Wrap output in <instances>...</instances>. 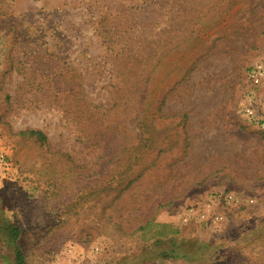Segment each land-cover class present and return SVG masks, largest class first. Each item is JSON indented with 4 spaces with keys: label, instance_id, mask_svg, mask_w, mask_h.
Instances as JSON below:
<instances>
[{
    "label": "rangeland",
    "instance_id": "obj_1",
    "mask_svg": "<svg viewBox=\"0 0 264 264\" xmlns=\"http://www.w3.org/2000/svg\"><path fill=\"white\" fill-rule=\"evenodd\" d=\"M262 61L264 0H0V217L27 264H264ZM229 191L218 226L181 221Z\"/></svg>",
    "mask_w": 264,
    "mask_h": 264
},
{
    "label": "built area",
    "instance_id": "obj_2",
    "mask_svg": "<svg viewBox=\"0 0 264 264\" xmlns=\"http://www.w3.org/2000/svg\"><path fill=\"white\" fill-rule=\"evenodd\" d=\"M248 75L254 85L264 84V61L255 64ZM244 113L251 118H254L256 114L252 106H246ZM262 125L264 127V123ZM9 153V148L0 144V185L3 181L10 179L14 171ZM243 204V198L231 191L212 194L205 202L186 207L181 214V221L185 224L200 223L218 226L227 219L228 213L238 210Z\"/></svg>",
    "mask_w": 264,
    "mask_h": 264
},
{
    "label": "trees",
    "instance_id": "obj_3",
    "mask_svg": "<svg viewBox=\"0 0 264 264\" xmlns=\"http://www.w3.org/2000/svg\"><path fill=\"white\" fill-rule=\"evenodd\" d=\"M140 116V115H139ZM141 125V124H140ZM145 125V124H144ZM21 134L23 136H29L31 138H36L37 141L41 143H46L48 141V136L41 130L30 129L26 131H22ZM138 135L135 138V141H139L135 144V148L142 144L143 138L139 139ZM148 138L146 139V141ZM137 160H140L139 158ZM153 222H149L147 226L152 225ZM0 225L3 233V240L6 239L7 243H10V247L12 248L14 255V263L15 264H27L24 252L22 248L18 244V239L21 233L19 227L11 224L6 221L2 216L0 217ZM153 229L155 230L153 237L156 238H165L170 240V250L162 252V255L166 258H175L180 256L189 255L185 249H182V244L177 245L175 242V238L180 234V230L175 226L167 223H156L153 224ZM158 244V243H157ZM195 255V254H194Z\"/></svg>",
    "mask_w": 264,
    "mask_h": 264
}]
</instances>
